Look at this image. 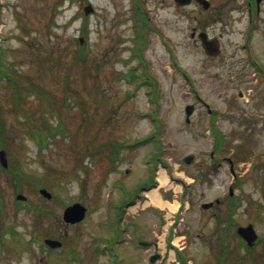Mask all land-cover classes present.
Masks as SVG:
<instances>
[{
	"label": "rangeland",
	"instance_id": "obj_1",
	"mask_svg": "<svg viewBox=\"0 0 264 264\" xmlns=\"http://www.w3.org/2000/svg\"><path fill=\"white\" fill-rule=\"evenodd\" d=\"M177 4L0 0V69L13 77L0 86L11 166L0 171V264H147L156 253L152 264H264V15L254 65L242 31L208 58L192 37L196 7ZM19 90L35 118L16 106ZM41 111L63 132L43 138ZM151 190L174 207L150 203ZM73 202L86 215L66 224ZM248 223L250 247L236 235Z\"/></svg>",
	"mask_w": 264,
	"mask_h": 264
},
{
	"label": "flooded vegetation",
	"instance_id": "obj_2",
	"mask_svg": "<svg viewBox=\"0 0 264 264\" xmlns=\"http://www.w3.org/2000/svg\"><path fill=\"white\" fill-rule=\"evenodd\" d=\"M176 4V1L173 0ZM196 7V20L199 29L192 35L193 39H197L201 45L200 34L205 33V37L211 41H218L221 45V38L224 33L231 31H242L245 35L241 47L249 51L250 42L252 41L254 32L260 27V22L264 15V0H190L188 5ZM179 7H186L177 4ZM199 15V16H197ZM195 28V27H194ZM211 28V29H210ZM209 31H216L215 34H210ZM220 52V51H219ZM253 55V54H252ZM251 55L248 60L251 64H257L256 57ZM208 58H218L208 56Z\"/></svg>",
	"mask_w": 264,
	"mask_h": 264
},
{
	"label": "water",
	"instance_id": "obj_3",
	"mask_svg": "<svg viewBox=\"0 0 264 264\" xmlns=\"http://www.w3.org/2000/svg\"><path fill=\"white\" fill-rule=\"evenodd\" d=\"M183 2V0H180ZM84 10L86 13H89L92 11V6L90 4L86 5L84 7ZM201 37L203 38V45L204 47L208 50L211 51L210 49H212V43L210 44L209 41H205V36L201 34ZM215 46V45H213ZM193 110V105L188 104L185 106V114H186V120H188L189 115L192 113ZM3 152H0V161L2 162L3 165H6V159L4 154H1ZM194 159V154H187L183 157V162L185 164H190ZM40 192L47 196L50 197V194L48 192H46L45 189H40ZM231 192V189H230ZM17 198L23 199L24 196L22 194H18ZM211 203H203L202 207H208ZM85 211L86 208L84 205H82L79 202H74L70 205H68L64 211H63V219L66 222H77L79 220H81L84 215H85ZM237 232L238 234H240L246 241L248 244H252V242L255 240L256 238V233L253 229L252 224H248L246 226H239L237 228ZM45 242L47 244H49L51 247H56L60 245V242L58 240L55 239H46ZM142 244H145L144 242H141ZM155 255L150 257V260L153 261L155 259Z\"/></svg>",
	"mask_w": 264,
	"mask_h": 264
},
{
	"label": "trees",
	"instance_id": "obj_4",
	"mask_svg": "<svg viewBox=\"0 0 264 264\" xmlns=\"http://www.w3.org/2000/svg\"><path fill=\"white\" fill-rule=\"evenodd\" d=\"M76 59H78L79 61L81 60V61H85V59L83 60V58H81L79 55L77 56V54H76V57H75ZM0 86L2 87V86H5L4 84H10L11 85V90H12V81H13V77H11V75L12 74H10V70L8 69V70H6V68L5 69H0ZM132 78H133V76H131ZM137 77V76H136ZM135 77V78H136ZM130 78V75H128V79ZM2 80V81H1ZM17 86V85H16ZM18 89H21L20 88V85H18L17 86V88H16V90H18ZM25 98H27V93H23L22 91H20L19 90V96H18V102L16 103V106H20V108H22V111L23 110H25V111H23L26 115L24 116V117H26L27 119H31V118H35V112H31V111H28V108L26 109V107L24 106V102H23V100L25 99ZM39 110L41 109V108H38ZM33 111V110H32ZM36 111V110H35ZM57 112V111H56ZM56 112H52V113H56ZM37 113V112H36ZM38 114V113H37ZM57 114V113H56ZM54 115V114H53ZM38 117L39 118H41L42 119V122H44L48 127V129H46L45 131H44V135H42V137L44 138V136L46 135V133H48V135H50V136H54L55 134H57V133H62L63 131L61 130V128H62V126H61V124H63V122H62V120L60 119L59 120V118H58V122L55 124V125H52V123L51 122H49L48 120H47V116L46 115H44V113L41 111L40 112V114H38ZM1 120V119H0ZM6 119H4L3 120V117H2V120L0 121V123H2V125H0V128H4V129H6V126H7V124H6V121H5ZM3 121V122H2ZM17 121H19V119L17 120ZM25 122H27L28 124H29V122H28V120L27 121H23V123H25ZM27 124V125H28ZM64 125V124H63ZM0 138H1V136H0ZM142 142L143 141V139H141V140H138L137 142ZM0 143H1V141H0ZM120 142H119V140L117 141V140H114L113 142H112V146L113 145H116V144H119ZM130 146H134V144H133V142H131L130 144H128V147H130ZM0 147H2V148H5V144L4 145H1L0 144ZM113 155H115V156H117L116 154H113ZM10 167L11 166H9V164H8V166L6 167V168H4V167H2L1 165H0V171H7V172H9L10 171ZM18 181H19V179H18ZM19 186V185H18ZM231 198V197H230ZM133 199H130L129 201H132ZM231 202V201H230ZM233 210V209H232Z\"/></svg>",
	"mask_w": 264,
	"mask_h": 264
},
{
	"label": "bare ground",
	"instance_id": "obj_5",
	"mask_svg": "<svg viewBox=\"0 0 264 264\" xmlns=\"http://www.w3.org/2000/svg\"><path fill=\"white\" fill-rule=\"evenodd\" d=\"M164 179V176H162L161 175V180H163ZM163 182H165V179H164V181ZM149 193V195H150V203H153V204H155V205H163V204H167L168 202H165V201H163L161 198H160V196L155 192V190H151L150 192H148ZM169 204V206L171 207V208H173L174 207V205H172L171 203H168Z\"/></svg>",
	"mask_w": 264,
	"mask_h": 264
}]
</instances>
